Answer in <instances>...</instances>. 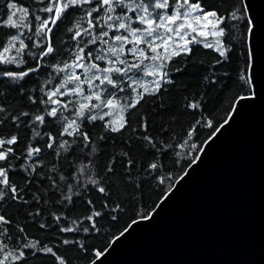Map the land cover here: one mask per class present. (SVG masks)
<instances>
[{
  "label": "snow or ice",
  "instance_id": "6c2138e0",
  "mask_svg": "<svg viewBox=\"0 0 264 264\" xmlns=\"http://www.w3.org/2000/svg\"><path fill=\"white\" fill-rule=\"evenodd\" d=\"M254 108L264 6L0 0V264H105Z\"/></svg>",
  "mask_w": 264,
  "mask_h": 264
},
{
  "label": "water",
  "instance_id": "95a60500",
  "mask_svg": "<svg viewBox=\"0 0 264 264\" xmlns=\"http://www.w3.org/2000/svg\"><path fill=\"white\" fill-rule=\"evenodd\" d=\"M204 147L105 264H264V112L252 109Z\"/></svg>",
  "mask_w": 264,
  "mask_h": 264
},
{
  "label": "trees",
  "instance_id": "16d2710c",
  "mask_svg": "<svg viewBox=\"0 0 264 264\" xmlns=\"http://www.w3.org/2000/svg\"><path fill=\"white\" fill-rule=\"evenodd\" d=\"M189 163H190V161H189ZM184 167H187V164H185L184 165ZM174 171H176V172H179V167L177 168V169H174ZM185 173H181L180 174V178L184 175ZM179 178V179H180ZM178 179V180H179ZM172 183H176L177 182V180H173V181H171ZM165 187H167V184H165ZM161 193L160 192H156L154 195H153V197L152 198H149V199H147L146 201H145V203H144V208H147V209H149L150 210V207H156L157 206V204L160 202V201H157V203H153V199H155V196H158V195H160ZM133 218H135V217H133ZM130 222V221H129Z\"/></svg>",
  "mask_w": 264,
  "mask_h": 264
}]
</instances>
